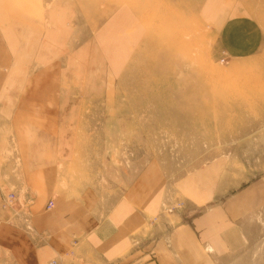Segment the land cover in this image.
<instances>
[{"label":"crops","instance_id":"1","mask_svg":"<svg viewBox=\"0 0 264 264\" xmlns=\"http://www.w3.org/2000/svg\"><path fill=\"white\" fill-rule=\"evenodd\" d=\"M64 1L0 0V195H15L0 208V264L209 258L188 249L228 242L264 203V174L237 187L215 163L173 179L168 160L142 161L140 126L94 85L101 44L77 25V0ZM218 43L228 59L249 58L261 25L235 13L219 24ZM147 227L148 248H135ZM173 227L177 251L166 243Z\"/></svg>","mask_w":264,"mask_h":264},{"label":"rangeland","instance_id":"2","mask_svg":"<svg viewBox=\"0 0 264 264\" xmlns=\"http://www.w3.org/2000/svg\"><path fill=\"white\" fill-rule=\"evenodd\" d=\"M76 7L77 25L101 44L94 85L140 126L142 161L168 160L173 179L215 163L237 187L264 174V0H77ZM235 13L262 28V46L249 58L218 49V26ZM148 231L135 248H148ZM231 231L216 249L190 246L189 255L209 258L189 264H264V203ZM165 232L168 248L181 249L174 227Z\"/></svg>","mask_w":264,"mask_h":264},{"label":"built area","instance_id":"3","mask_svg":"<svg viewBox=\"0 0 264 264\" xmlns=\"http://www.w3.org/2000/svg\"><path fill=\"white\" fill-rule=\"evenodd\" d=\"M15 195L11 192L6 193L5 195H0V208L10 206L14 203ZM51 206V202H49L48 207ZM168 212H171V209H167ZM52 264L55 262L52 261Z\"/></svg>","mask_w":264,"mask_h":264}]
</instances>
